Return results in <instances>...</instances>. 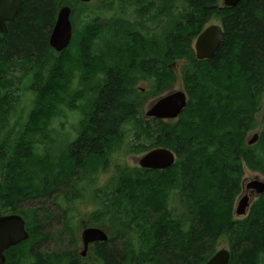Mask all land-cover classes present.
<instances>
[{
  "label": "trees",
  "instance_id": "1",
  "mask_svg": "<svg viewBox=\"0 0 264 264\" xmlns=\"http://www.w3.org/2000/svg\"><path fill=\"white\" fill-rule=\"evenodd\" d=\"M98 1L99 8L24 0L0 32V209L8 204L26 219L31 237L20 248L32 252L44 239L38 212L21 211V203L58 194L70 204L92 188L89 222L108 228L110 240L85 261L75 254L56 260L54 253L43 264H205L224 238L229 264H264V196L247 218L232 214L244 166L264 172V130L248 143L264 102V0L235 7L223 0ZM65 5L72 7L73 38L58 53L49 40ZM215 18L225 31L221 48L198 60L195 40ZM178 61L187 107L176 120L144 119L145 103L173 88ZM18 69L29 77L33 102L26 119L16 111L11 125ZM144 77L153 79L149 93L135 88ZM65 109L80 115L77 136L55 145L53 122ZM159 147L176 154L172 167L124 161ZM72 211L63 209L64 226L77 244Z\"/></svg>",
  "mask_w": 264,
  "mask_h": 264
},
{
  "label": "water",
  "instance_id": "2",
  "mask_svg": "<svg viewBox=\"0 0 264 264\" xmlns=\"http://www.w3.org/2000/svg\"><path fill=\"white\" fill-rule=\"evenodd\" d=\"M81 2H91L92 0H78ZM241 0H223L224 6L235 7ZM24 0H0V32L8 31L7 24L13 23L19 12L22 10ZM72 8L69 5L63 6L50 35V46L56 52H62L70 46L73 38V24L71 21ZM224 27L220 24H210L196 38L194 49L198 60L213 59L221 48L224 40ZM188 95L185 91H171L160 96L152 103L146 112L147 117L171 121L179 118L188 104ZM260 133L256 132L249 140V145H254L259 141ZM176 162V154L165 147L153 149L142 155L139 159V166L144 169L165 170L172 167ZM249 187L256 190L258 194L264 192V181L255 179ZM1 192V185H0ZM246 200L240 202L238 212L245 213ZM87 226L82 231V241L84 244L83 255L87 254L89 245L96 242H107L111 231L105 227H94L81 223V227ZM30 238V232L26 227V220L19 214L12 213L0 217V264L5 263L4 252L26 241ZM231 252L227 248L218 250L205 264H229Z\"/></svg>",
  "mask_w": 264,
  "mask_h": 264
},
{
  "label": "rangeland",
  "instance_id": "3",
  "mask_svg": "<svg viewBox=\"0 0 264 264\" xmlns=\"http://www.w3.org/2000/svg\"><path fill=\"white\" fill-rule=\"evenodd\" d=\"M99 2L98 0H93L92 2L88 3L92 6L99 8ZM90 5V6H91ZM113 16V12H109L107 15L102 16L103 20L105 22H108ZM73 21V18L71 19ZM74 23V22H72ZM210 24H222L220 19L215 18L213 19ZM209 24V25H210ZM183 61H178L174 67L176 71V82L173 86V88L167 92H165L162 95H165L171 91H184L183 81H182V74H181V67L183 66ZM16 86L20 89L18 91V95H20V102L17 104L16 108L12 110L13 114L10 115L11 119V125L14 124L16 121H18V117L16 114V111L18 113L23 114V120L26 119L30 108L32 106L33 102V94L27 92V85L29 84V77H26L23 75V72L18 69L17 71L13 72ZM143 87L146 88L147 92L149 93L151 91V88L149 90L148 85L144 84ZM18 90V89H17ZM160 97V96H159ZM157 98L148 100L147 103H145V106L148 105V108L144 110V107L140 110V113L143 118H146V112L149 109L151 102H154ZM264 105V102H263ZM263 107V106H262ZM9 117V118H10ZM80 119V115L78 112L70 111L68 109H65V113L61 115V117L57 118L53 122V137L56 140L55 145H60L62 143H65L69 140L74 139L77 136V129H78V121ZM257 121H258V127L254 130H252L249 134L248 139L250 140L253 135L256 132H260L261 130H264L263 122H264V108L258 112L257 114ZM60 146H57L59 148ZM56 149V147H55ZM56 153H59V151L56 149ZM142 156V154H129L124 156L128 164L133 166L139 165V159ZM123 157V156H118ZM245 171V177L248 179L254 178L255 176L259 175L261 178H264V172L261 170L253 171L249 169L246 166ZM113 171V167L109 172L102 173L100 179L97 182V186H102L107 181V179L110 176V172ZM0 182H1V176H0ZM91 189L88 192V195L85 199H79L78 201L71 202L70 204H67L66 201L63 199V197H57L58 194H54L49 197H42V198H33L24 201L19 206V209L21 211L31 213L32 211L36 210L38 213V222L39 226L43 224V234L49 233L51 238L49 239V243L45 246L44 250L48 253H62L63 250L69 249L72 242L71 234L67 232L65 228V220L67 219L64 216L63 209L64 208H73L72 213L75 214L76 219L75 221H79L80 218L82 220L88 219L89 221L92 219L91 214L95 210L96 205L94 201H92L91 197ZM64 190V193H69V188L64 187L62 191ZM59 198V199H58ZM91 226L92 224L89 223ZM80 230L78 229V232ZM77 233V231H76ZM221 248H230L229 243L227 240L221 239L217 243V250ZM63 264V263H61Z\"/></svg>",
  "mask_w": 264,
  "mask_h": 264
},
{
  "label": "flooded vegetation",
  "instance_id": "4",
  "mask_svg": "<svg viewBox=\"0 0 264 264\" xmlns=\"http://www.w3.org/2000/svg\"><path fill=\"white\" fill-rule=\"evenodd\" d=\"M144 78H143V80L139 79V81L135 85V88L141 89L144 93H146L147 90L145 87H143V85L144 84L148 85L149 90H150L152 83H153V79L147 80L146 78L145 79ZM146 108H148V105H146L144 107V110H146ZM263 108H264V105H263L262 109ZM263 126H264V122H263ZM245 168H246V166H244V174H243V177H242L241 182H240V191L236 195L235 200H234V204L232 206L233 218L236 220H242V219L247 218L249 216V214L251 213L252 208H253L254 204L256 203V201L259 200V198L264 196V192L262 194H258L255 189L249 187V184L252 181H254L255 179H260V180L264 181V178H261L259 175L255 176L254 178H251V179L246 178L245 177V171H246ZM242 200H246L247 206L245 209V213L239 214L238 208H239L240 202ZM10 208H11L10 205L4 204V210L0 209V217L12 214ZM84 221L86 224L90 223L88 219L82 220V218H80L79 221L76 222V231H77L76 234L78 237V243L77 244L71 243L70 248L63 250V252L60 254L55 253L56 254L55 258H57L56 260H60L59 256L64 258V257H67V255L75 254L79 259H81L82 261H85L89 258V256H91V249L92 248L97 247L98 244L108 243V241L110 239L107 242L93 243V244L89 245L87 254L83 255L84 244L82 241V231L84 230L85 227H87L86 225L81 227V223ZM26 227H27V225H26ZM38 228L41 230L44 229L43 226H41V225ZM78 229L80 230L79 232H78ZM40 235H41L40 237H43L44 239H41V241L39 243L34 244L32 252L31 251H24L20 248V246L24 245L27 241L30 240V238L26 241L21 242L20 244L14 246V247L7 249L4 252L5 257H6L4 264H43L44 260L49 261L48 259L45 258V254L53 255L54 253H48L44 250V248L49 243V239L51 238V236L49 233L43 234V232H41ZM30 237H31V234H30ZM39 257H40V261L38 260Z\"/></svg>",
  "mask_w": 264,
  "mask_h": 264
},
{
  "label": "bare ground",
  "instance_id": "5",
  "mask_svg": "<svg viewBox=\"0 0 264 264\" xmlns=\"http://www.w3.org/2000/svg\"><path fill=\"white\" fill-rule=\"evenodd\" d=\"M208 124V123H207ZM191 125V124H190ZM176 203V202H175ZM164 208V207H163Z\"/></svg>",
  "mask_w": 264,
  "mask_h": 264
}]
</instances>
